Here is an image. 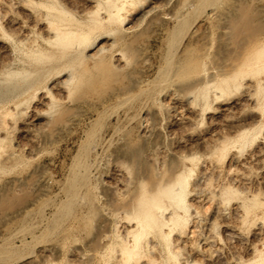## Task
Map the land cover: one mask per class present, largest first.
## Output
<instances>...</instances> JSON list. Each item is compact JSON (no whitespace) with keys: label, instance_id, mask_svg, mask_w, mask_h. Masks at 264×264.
I'll return each instance as SVG.
<instances>
[{"label":"rangeland","instance_id":"obj_1","mask_svg":"<svg viewBox=\"0 0 264 264\" xmlns=\"http://www.w3.org/2000/svg\"><path fill=\"white\" fill-rule=\"evenodd\" d=\"M150 1L158 6L156 17L137 19V11L129 18L136 26V53L123 55L122 61L128 67H124L126 77L120 84L130 89L136 83L134 89L124 92L118 99L106 100V96L103 105L96 103V95H90L92 99L86 104L89 109L83 104L65 102V95L55 90L51 91L56 104L52 107L42 103V93L31 95L30 92L16 97L19 101L23 99V103L1 133L4 139L0 149V264H120L118 251L123 231L131 224L124 220L123 211L120 213L116 205L129 198L121 187L133 176L131 164L121 152L127 147L141 148L142 159L161 168L180 155H177L180 152L177 144L197 140L206 148L183 151L189 159L186 169L191 170L186 172L189 185L185 196L188 211L185 234L173 235L166 241L151 235L141 241L140 255L130 264H187L188 261L249 264L256 260L253 250H259L260 243H264V227L258 222L264 218V208L260 205L264 197V144L261 150L258 141L239 139L241 126L238 128L237 124L252 110L254 121H257L249 127L257 131L264 122V93L256 88L260 74L264 73L261 72L264 69V0H171L169 4L149 0L146 4ZM9 4L7 7L14 9L8 8L3 14L0 7V27L3 28L0 31V67L11 71L33 70L35 67L23 55L24 46L18 45L15 38L23 34L19 33V27L24 26L31 28V38L38 41L37 30L28 27L32 22L22 9ZM174 5L180 6L178 12ZM230 6L233 12L238 7L247 10L251 18L249 31L235 34L230 30L224 16ZM176 15L178 24L174 28L173 21L164 17ZM157 17L163 20V25ZM245 49L249 50L251 58L241 70L242 85L233 91L229 81L222 93L225 102L217 98L220 93L215 86L206 91L208 101L201 90L188 93L177 90L195 78L190 74L188 79H179L173 73L181 57L186 60L203 55L204 65L197 71H215L218 66L238 62ZM92 50L88 46L81 54ZM167 59L172 60V71L163 78ZM58 77L52 71L41 72L37 88L49 89ZM31 79L27 82L32 85ZM248 82L253 86L250 91L247 89L250 98L255 97L250 101L243 98ZM14 85L0 84V100L13 98L12 95L16 96L25 87L20 83L18 90ZM103 91L101 94L106 95V90ZM213 94L218 101H213ZM231 97L239 99L235 102ZM231 103L235 104L229 105ZM225 104L228 110H224ZM68 106L71 110L67 113H56ZM50 115L54 122L47 123ZM25 121L31 124L27 132L22 130ZM229 123L235 126L228 127ZM213 146L219 149L212 152ZM238 146L241 149H237ZM251 147L256 148L252 151ZM12 152L17 154L16 160L8 159ZM78 166L87 168L89 174L85 185L78 190L79 195L71 202L66 194ZM220 188L225 192L224 198L220 195L221 199ZM254 195H257L256 201L251 199ZM113 200L116 205L111 203ZM238 206L241 207L235 208ZM147 247H152V251ZM170 254L174 260L170 259Z\"/></svg>","mask_w":264,"mask_h":264},{"label":"bare ground","instance_id":"obj_2","mask_svg":"<svg viewBox=\"0 0 264 264\" xmlns=\"http://www.w3.org/2000/svg\"><path fill=\"white\" fill-rule=\"evenodd\" d=\"M147 1L149 0H76L75 3L74 0H4V2L0 0V7L3 9L2 14L4 13V11H9V9L13 8L11 6L13 4L15 8L22 9L23 12H25L28 15V20L32 22V26L29 25L28 27H33L32 29H36L37 33L35 32V34H38V41L35 40L34 38L32 39L31 28H25L24 26H21L19 27L20 30L19 33L21 34L23 33V34L21 36H19L20 35L19 34L18 35L19 38H15L17 39L16 41H18V45L24 46L23 48L25 50L23 55L26 56L25 58L28 61L30 60V63L35 67L33 70L28 71L25 68H21L19 70L11 71V70H4L2 67H0V77L3 78V80H0V84L9 87L10 84L14 83L15 84L14 86L17 87L19 86L18 84L24 83L25 86L24 89L22 87L20 92L18 91L19 94L15 93L17 94L16 96L12 95L14 96L13 98L5 99L6 98L5 97L3 100H0V149H1V143L4 139L2 138L1 133L6 130L8 121L23 103V99L19 101L16 99V97H19L21 95L30 92L31 95L42 93L41 96L43 100L42 103L45 102L44 104L47 103L52 107L53 104L55 103H54V98L51 96V91L55 90L57 93L59 92L65 95L64 97L65 102H68L69 104H73V105L74 103L83 104L85 105L86 109H89V107L87 108L86 104L92 99L90 95L93 96L96 95V99H98V101L96 100V103L103 105L104 98L106 96H107L106 100L110 97L118 99L124 94V92L127 93V91L131 90L132 88L134 89V87H136V83L131 85L130 89L125 88L120 84L121 80L124 77H126V74L123 72L124 67L125 68L128 67L127 64L128 62L126 63L127 65L125 66V62L122 61V58L124 57L123 55L125 53L127 55L132 54L133 52L136 53V50L134 49V43H135L134 32L136 26L133 22H129L130 21L129 18L131 17V15L133 13L136 14V12L138 11L137 14V19H138V17L154 15L158 9V6H156L154 2L150 1L148 2V4H146ZM162 1L165 4H169L171 0H162ZM5 3H7V5L8 3H11V5L9 4L11 7L10 8L7 7ZM173 7L174 9H176L177 5L176 7L175 5ZM179 8L177 7V12ZM182 9H184L183 6H181L180 10L182 11ZM226 10L227 11L225 12L224 16L226 18L227 23L229 24L230 30L233 31V33L236 34V32H238L241 34L242 32H246L250 30L251 18H250V14H248L245 8L244 9L242 7L236 8L237 10V11L235 10L236 14L235 12H233L234 10L232 6H230V8L228 9L226 8ZM164 18L165 20L168 19L173 21L174 28L177 26L178 15H176L174 18H172V16H170L169 18L165 16ZM150 19L151 18H149V20ZM157 19H159V17H157ZM162 21H160V19L158 20V22H161V24ZM1 29L3 28L0 27V31H2ZM4 35L2 36L4 37ZM38 42L40 43V45H38ZM195 44H197L196 41ZM88 46L91 47V49L93 50L90 53H86L85 55H82L81 50H83ZM115 47H119L120 49L118 51H114L113 49ZM249 55H250L249 50L245 49L242 52V54H240V58L238 59V62L234 64L233 63L224 64L216 67L215 71H206V72L197 71V69H200L202 67L201 65H204L203 63L205 58L203 55L200 54L199 56L195 55L196 57L191 59L188 58L189 60L188 59L185 60V57L183 56V58L182 57L180 58L182 60L179 59L177 64L174 62L176 66L174 67L173 73L177 77H179V79L183 78L185 80V77H187L186 79H188L190 74H192V76L195 75L194 76L195 78L192 77L191 79L193 78L194 79L190 83L188 84H186L187 82L184 83L182 86L178 87L177 90L182 93L184 92L186 93L187 91L193 92V90L196 89L198 91L201 90L203 93L205 92L204 96H205V100H207V96H206L208 95L206 94L207 89L212 86H215V88L219 90L218 93H220L219 97L217 98L219 99L221 98L220 100H222V102H225L226 100L224 101L223 99L226 98H224V96L222 95L224 91L223 89L228 88L229 81L231 82L233 91L234 88L237 89L239 88L240 85H242L240 83L243 82L242 79L240 78L241 70L243 67L248 65L249 63L248 61L251 58ZM257 55L258 58H260L261 51L257 52ZM167 60L168 61L164 69V73L162 71L164 75L162 76L163 78L172 71V70L170 71L172 60L171 59H167ZM122 62L124 63V65L120 66V64H123ZM131 65L132 64H130V66ZM50 71L57 73V76H59L58 79L51 83L49 89L47 88L44 89L42 87L44 90L43 89L41 90V88H37V83L39 81L38 77L40 76V73L50 72ZM261 72H264V69H262ZM31 77L33 78L31 79ZM260 77L261 79L257 83L256 88L264 93V73H261ZM163 78L160 79L163 80ZM29 79L33 80L32 81L33 86L31 85V83L28 84ZM136 80L138 81V79ZM181 82H183V80ZM250 83L248 82V84L245 85L246 91L245 92L242 91L244 93L243 98H246L247 101L248 100L250 101L252 98V97L250 98V95L248 93L249 88L253 87L251 86L252 83L251 84ZM139 84L137 88H140ZM39 85L41 84L39 83ZM20 88L21 87H17L18 90H20ZM103 90H106V95L101 94ZM213 96H214L213 101L219 100L216 98L217 96L216 94L215 95L213 94ZM8 97L9 96H7V98ZM252 99H255V97H253ZM237 100H235V102ZM254 101H252V103ZM222 102L219 103V105L222 104ZM232 104L235 103H231L229 105ZM236 105L235 107L239 106L240 104L238 103V105L237 106ZM54 106H56V104ZM60 106L62 107V105ZM224 107L222 105V108ZM233 107L234 106H232V108ZM69 108L70 106L64 107L62 109H58L56 113L59 114L67 113L68 111L71 110ZM216 108L219 109V107ZM226 108L228 110L227 106L225 107L224 110H226ZM252 111L248 113L246 118H244L245 117L244 114L243 117L244 119L242 121H239L241 122L240 124H237V126L238 125L241 126L240 128L238 126L239 128L238 131H240L239 132L240 134L238 135H239V139L240 137L244 138V141L247 138L251 139L252 143H254L253 141L255 140L258 141L257 143L259 144L261 149L262 147L261 145L264 144V138H263L264 122L261 123L259 130L257 129L256 131V129L252 128L253 124L257 121V120L254 121V115ZM245 113L247 114V112ZM53 118H54L53 116H51L49 119L47 118L46 122L47 123L54 122ZM242 122L244 125H241ZM235 123H237V121L236 122L234 121V124ZM231 124L228 125V127H231ZM30 125L31 124L25 121V123L22 125L23 126L22 130L24 132H27L29 130ZM250 125H252L251 128L249 127ZM238 128H236V130ZM195 139L197 140V138ZM201 142L197 140L194 143L185 141L177 144L176 149L180 152L182 151L181 152L182 154L179 152L177 154V155L180 154L179 156L169 160L165 165L163 164L164 166L161 168H156L155 167L156 165L154 166L153 164L151 163L149 164L146 161H144L142 159V152H141V150L143 149L141 148L127 147V149L123 150L122 152L119 150L121 152V155H123V158L128 160L129 163L131 164L130 168H132V175H133L132 177L130 176L131 178L127 179V181L125 180L126 181L125 184H123L121 187L124 193L125 192L128 193L129 198L128 199L126 198L124 200L125 202L123 201V203L119 205H116L115 200H113L114 202H111V203H115L114 205H116V208L118 206V210H120L119 211L120 213H122L123 211L122 215L124 214L123 216L125 218L124 220H127L128 223L131 224L130 227L128 226L129 225L128 224L127 226L129 228L123 231L124 238L121 240L122 245L118 251L119 252L118 261H120L119 262L120 264H130L135 257H138L141 251V245H142L141 241L143 240L146 241V239H149L151 235L155 234L160 238L165 239L166 241V240H170L173 235L182 236L185 234L184 231L185 229L184 225L186 224L185 215L188 212L186 210L187 205H185V196L189 185L188 184L189 177L186 175V172L189 168L186 169L187 167L185 164L187 161H189V159L186 156L187 154L186 155L185 153L183 154V151L184 150L189 151L190 148L191 149L196 148L197 150L205 149L206 145L204 143H202L203 144L202 145ZM257 143L253 145H257ZM253 145L252 147H254ZM217 146H219V143ZM217 146H215L216 148L213 146L214 148L212 149V152H214V149L216 150L219 149V147H221V146L219 147ZM239 147L240 146H238L237 149H241ZM224 149L225 148H223V151ZM256 150L258 151L259 149L257 148ZM15 157H18L17 154L12 152L8 156V159L16 160L17 158ZM153 163L155 164L154 161ZM160 166H162V164ZM203 173L205 172L204 171L201 172L200 175L203 176ZM88 174H89V170L87 168H83L81 166H78L76 168V171L72 176L73 178L71 184L70 183L68 184L69 185L67 189L68 193L66 195L69 201L72 202L77 197V195H79L78 190H81L82 187L85 185L86 179H88L87 178ZM197 185H200V183L199 184L197 183ZM192 187L196 188L194 184L192 185ZM224 188L226 189V187ZM108 189L111 191L114 190V189H110L109 187ZM223 189L220 188V194L218 193L219 197L220 195L221 196L223 195L222 198H224V194H225V192H223ZM262 196L263 194L261 195V197ZM251 199L252 201H256L257 195L251 196ZM219 202L222 203L220 200ZM260 205L261 207L264 208V197L261 199ZM216 207H218V205ZM240 207L241 206L235 208L238 209ZM67 208L66 210H68ZM218 209L219 208H217L216 210ZM68 211L70 212V210ZM59 214H62V211ZM180 214H183V216ZM113 221H116V219ZM258 222L264 227V218ZM160 238L158 239L160 240ZM152 244L153 243H151V245ZM260 244L262 245L259 250L258 249L253 250V252L256 253L257 255L256 260H254L253 262L250 261L249 264H264V243H260ZM147 249L152 251L151 250L152 247H147ZM174 258H175L174 256L172 255L170 256V259L174 260ZM187 264H195V262L188 261Z\"/></svg>","mask_w":264,"mask_h":264}]
</instances>
